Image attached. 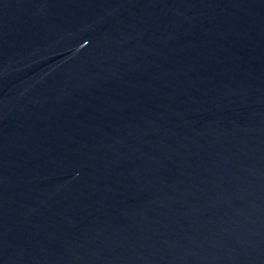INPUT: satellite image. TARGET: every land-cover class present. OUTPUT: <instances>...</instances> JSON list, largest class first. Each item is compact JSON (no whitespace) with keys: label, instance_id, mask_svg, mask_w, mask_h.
Wrapping results in <instances>:
<instances>
[{"label":"water","instance_id":"water-1","mask_svg":"<svg viewBox=\"0 0 264 264\" xmlns=\"http://www.w3.org/2000/svg\"><path fill=\"white\" fill-rule=\"evenodd\" d=\"M0 264H264V0H0Z\"/></svg>","mask_w":264,"mask_h":264}]
</instances>
